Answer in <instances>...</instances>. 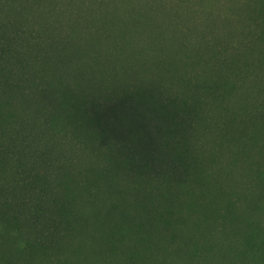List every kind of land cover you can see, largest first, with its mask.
<instances>
[{
    "label": "trees",
    "instance_id": "obj_1",
    "mask_svg": "<svg viewBox=\"0 0 264 264\" xmlns=\"http://www.w3.org/2000/svg\"><path fill=\"white\" fill-rule=\"evenodd\" d=\"M86 1L0 0V264H264V0Z\"/></svg>",
    "mask_w": 264,
    "mask_h": 264
},
{
    "label": "rangeland",
    "instance_id": "obj_2",
    "mask_svg": "<svg viewBox=\"0 0 264 264\" xmlns=\"http://www.w3.org/2000/svg\"><path fill=\"white\" fill-rule=\"evenodd\" d=\"M160 1H163L164 3L162 5L165 6V0H160ZM88 4L89 3H87L86 0H76V2L74 3L75 10L85 12V13L89 14V16H91L93 14V11L96 8L90 9ZM125 4L126 3L117 4L116 12L117 13H123L124 10L126 8H128V5H125ZM132 5H134V7L141 14V19L138 18V20L135 21V23H134L131 18L125 16L126 18L124 19V21H125L124 23H120L117 21L114 22V24H111L112 25L111 28L115 32L114 34L108 32L109 28L106 29V26H108V25H106L105 22L108 23V21H104L105 16L103 17V19H101L102 17H99V16H92L91 17L90 23H88V25L90 28H92V30L94 32L97 30V28L99 29L98 41H96V45L100 48L101 54H107L105 57H107L111 52L110 49L106 50V48H105L108 43H110V42H114V43L123 42L124 44L128 43V44L132 45V44H135L136 42H138L136 44H141V43L145 42V39L149 38V32L151 29H153L155 27L161 28V26H162L161 23H164V27H165V22H161V21H154V22L150 21V22H148V21H146V18H147V16H145L146 9L142 3L132 2ZM106 7L109 8L110 6L107 5ZM72 18H75V17L72 16ZM77 18H75V19H77ZM159 18H161V17L159 16ZM36 29H39L43 33L45 32V31H43V27L41 26V24L39 22H37V24H36ZM164 30H165V28H164ZM74 34H75L73 36L74 42L70 41L71 51H74L77 48V45H75L76 43L86 41L85 39H83L84 35L76 34V33H74ZM109 35H112V36H109ZM113 37H116V38H113ZM73 48H74V50H73ZM92 54H93V51L91 52V55ZM108 59H109V57L105 60H108ZM114 70H116V68H114Z\"/></svg>",
    "mask_w": 264,
    "mask_h": 264
}]
</instances>
